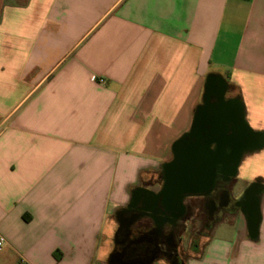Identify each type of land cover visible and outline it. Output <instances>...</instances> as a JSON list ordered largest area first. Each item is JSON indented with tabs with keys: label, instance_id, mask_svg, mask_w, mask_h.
Here are the masks:
<instances>
[{
	"label": "crops",
	"instance_id": "crops-1",
	"mask_svg": "<svg viewBox=\"0 0 264 264\" xmlns=\"http://www.w3.org/2000/svg\"><path fill=\"white\" fill-rule=\"evenodd\" d=\"M210 76L263 146L231 186L184 200L191 222L207 199L214 218L178 264H264V0H3L0 264H115L124 212L162 192Z\"/></svg>",
	"mask_w": 264,
	"mask_h": 264
},
{
	"label": "water",
	"instance_id": "water-1",
	"mask_svg": "<svg viewBox=\"0 0 264 264\" xmlns=\"http://www.w3.org/2000/svg\"><path fill=\"white\" fill-rule=\"evenodd\" d=\"M227 91L225 80L208 77L203 104L196 110L192 129L174 143V159L165 166L161 196L167 208L184 212L186 198L209 197L220 175L229 182L236 177L243 155L263 146L256 144L258 134L247 125L239 101L226 100ZM212 99L218 103L212 104ZM252 191L246 193L242 202L250 198ZM247 218L254 239L260 227L258 202L247 207Z\"/></svg>",
	"mask_w": 264,
	"mask_h": 264
},
{
	"label": "flooded vegetation",
	"instance_id": "flooded-vegetation-1",
	"mask_svg": "<svg viewBox=\"0 0 264 264\" xmlns=\"http://www.w3.org/2000/svg\"><path fill=\"white\" fill-rule=\"evenodd\" d=\"M217 103L216 99H212V104ZM163 176L166 179L165 172ZM224 185V176L220 175L216 181L215 189H225ZM157 196H159L158 199ZM164 203L165 200L161 193L149 194L147 197L135 201L128 212H124V215L129 214L128 222L122 227L121 233V242L125 243V247L118 252L119 255L115 256V264L148 263L158 258H166L175 264L179 263L180 245L193 224L191 222L193 217L186 208L182 212L176 207L167 208ZM220 207L222 208V206ZM206 208L204 216L208 223L214 218L211 199H207ZM145 221L152 224L149 226L148 232H143L141 229L136 231L128 229L130 225L131 227L138 225L143 228ZM188 222L191 224L187 225ZM133 234L134 238L130 239Z\"/></svg>",
	"mask_w": 264,
	"mask_h": 264
},
{
	"label": "rangeland",
	"instance_id": "rangeland-1",
	"mask_svg": "<svg viewBox=\"0 0 264 264\" xmlns=\"http://www.w3.org/2000/svg\"><path fill=\"white\" fill-rule=\"evenodd\" d=\"M3 0H0V4L2 3ZM7 1H15L18 3L24 2L25 0H7ZM236 179V178H235ZM231 186V182L227 183L224 185L225 189ZM214 222H211L213 224ZM207 222L206 218L204 215L198 217L196 220H194L193 224L190 226V233L187 235V244H190L192 242H198L199 240V235H201L202 230L205 229ZM182 252H183V257L184 259L189 258V250L186 249V247L183 245L182 246Z\"/></svg>",
	"mask_w": 264,
	"mask_h": 264
},
{
	"label": "built area",
	"instance_id": "built-area-1",
	"mask_svg": "<svg viewBox=\"0 0 264 264\" xmlns=\"http://www.w3.org/2000/svg\"><path fill=\"white\" fill-rule=\"evenodd\" d=\"M100 83L103 84L104 80L101 79ZM1 133H2V126L0 125V135ZM6 246H7L6 238L0 233V254L4 252Z\"/></svg>",
	"mask_w": 264,
	"mask_h": 264
}]
</instances>
